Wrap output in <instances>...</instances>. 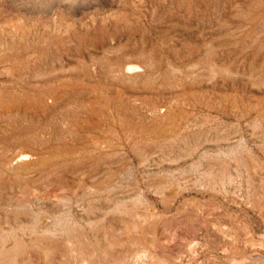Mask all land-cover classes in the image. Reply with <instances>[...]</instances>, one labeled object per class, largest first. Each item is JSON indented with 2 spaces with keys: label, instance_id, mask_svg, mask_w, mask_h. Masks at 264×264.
Instances as JSON below:
<instances>
[{
  "label": "rangeland",
  "instance_id": "1",
  "mask_svg": "<svg viewBox=\"0 0 264 264\" xmlns=\"http://www.w3.org/2000/svg\"><path fill=\"white\" fill-rule=\"evenodd\" d=\"M142 262L264 264V0H0V264Z\"/></svg>",
  "mask_w": 264,
  "mask_h": 264
},
{
  "label": "bare ground",
  "instance_id": "2",
  "mask_svg": "<svg viewBox=\"0 0 264 264\" xmlns=\"http://www.w3.org/2000/svg\"><path fill=\"white\" fill-rule=\"evenodd\" d=\"M88 130V129H87ZM82 140V139H81ZM84 140V139H83ZM94 140H96V141H98V139L97 138H94ZM81 144H82V141L80 142ZM82 145H84V146H82V149H83V151L84 150H87L88 149V147H87V142H85V143H83ZM68 147V146H67ZM80 147V146H79ZM73 150V149H72ZM95 150L97 151V148H95ZM51 153H52V151H51ZM93 153H95V152H93ZM47 154V153H46ZM35 155V154H34ZM43 155H39L38 157H37V159L35 160V162L33 161V162H30L29 161V163H24L23 164V166L21 165L18 169L16 168V172H19V171H22V170H24V169H27V170H29V169H31L32 170V168H34V167H39V166H41V165H44V163L46 162V159L44 158V157H42ZM50 157V156H49ZM29 159V156L28 155H25V154H19V155H15V156H13V157H11V159L9 160V163L10 164H17V163H23L24 161H26V160H28ZM13 168V167H12ZM20 169V170H19ZM138 242V241H137ZM141 243V242H140ZM140 243H139V245H140ZM138 246V245H137ZM159 247V246H158ZM192 248V247H191ZM189 249V248H188ZM193 249V248H192ZM162 251V250H161ZM142 253V252H141ZM140 254V253H139ZM139 254H135L134 255V253H133V257L131 258L132 260H133V262H137L138 261V263H139V260L141 259V257H140V255ZM189 254H191V252L189 253ZM142 255V254H141ZM155 255V254H154ZM157 255V254H156ZM121 256V255H120ZM126 256H127V254H126ZM132 256V255H131ZM149 256H151V255H149ZM118 257H119V255H118ZM154 257V256H153ZM122 258V257H121ZM124 258H125V256H124ZM143 258V257H142ZM151 258V257H150ZM162 258V257H161ZM241 258V257H240ZM117 259V258H116ZM115 259V260H116ZM149 259V258H148ZM120 260H122V259H120ZM137 260V261H136ZM149 260H151V259H149ZM117 261H119V260H117ZM148 261V260H147ZM146 261V262H147ZM155 261H157V260H155ZM124 262V261H123ZM127 262V261H126ZM125 263V262H124ZM123 263V264H124ZM129 263V262H128ZM261 263V262H260ZM133 264V263H132ZM142 264H143V262H142ZM146 264V263H145ZM152 264V263H151ZM155 264V263H154Z\"/></svg>",
  "mask_w": 264,
  "mask_h": 264
}]
</instances>
